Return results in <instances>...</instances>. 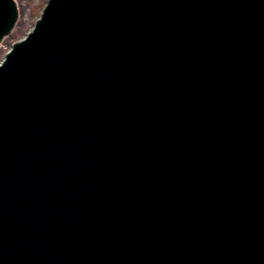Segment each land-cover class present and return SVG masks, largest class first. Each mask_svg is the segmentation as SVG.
I'll list each match as a JSON object with an SVG mask.
<instances>
[{
  "label": "water",
  "instance_id": "1",
  "mask_svg": "<svg viewBox=\"0 0 264 264\" xmlns=\"http://www.w3.org/2000/svg\"><path fill=\"white\" fill-rule=\"evenodd\" d=\"M0 264H264V0H50L0 67Z\"/></svg>",
  "mask_w": 264,
  "mask_h": 264
},
{
  "label": "rangeland",
  "instance_id": "2",
  "mask_svg": "<svg viewBox=\"0 0 264 264\" xmlns=\"http://www.w3.org/2000/svg\"><path fill=\"white\" fill-rule=\"evenodd\" d=\"M20 6L21 17L19 23L9 37H7L0 50V61L5 56L7 49L11 44L19 39L32 28L35 24L37 17L42 11L44 4L47 0H16ZM3 51V52H2ZM2 52V54H1Z\"/></svg>",
  "mask_w": 264,
  "mask_h": 264
},
{
  "label": "bare ground",
  "instance_id": "3",
  "mask_svg": "<svg viewBox=\"0 0 264 264\" xmlns=\"http://www.w3.org/2000/svg\"><path fill=\"white\" fill-rule=\"evenodd\" d=\"M3 52V51H2ZM2 52H1V54H2ZM1 56V55H0Z\"/></svg>",
  "mask_w": 264,
  "mask_h": 264
}]
</instances>
